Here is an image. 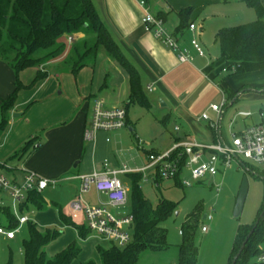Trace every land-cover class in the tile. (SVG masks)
<instances>
[{"label": "crops", "instance_id": "0c3cea01", "mask_svg": "<svg viewBox=\"0 0 264 264\" xmlns=\"http://www.w3.org/2000/svg\"><path fill=\"white\" fill-rule=\"evenodd\" d=\"M93 2L100 15V18L108 27L111 35L120 46L122 52L139 70L142 86L147 97L148 93L157 92L161 98L162 107H167L171 110H174L176 116L182 119L187 126H190V128L193 127L194 122L199 120L201 114L204 112H207L212 118L216 117V113L210 109V105L216 103L214 100L220 93L226 98V90L238 91L243 89V86H240L238 82L236 83L228 79L223 81V86L221 85L217 87L213 84L217 75L220 74L218 69L215 68V61L211 57L209 58L205 56L203 48V55H200L198 51L192 46L191 40L188 39L191 38L194 33H196L201 38V36L204 34L203 26L199 27L198 30L196 26L193 31L189 30L187 26L183 29L177 30L181 23V18L178 15V12L181 9L192 7V12L188 18V23L195 24L197 17H204L206 21H209L214 17L217 18L224 15V11H226L225 5L230 6L233 2L242 1H146L151 13H153L155 16L159 15L160 13L165 16V27L176 39L180 41L181 49L191 57L190 61L185 62L180 61L178 52L164 45L162 41L154 35L153 32L147 31L145 29L142 23V17L144 14L143 9L138 4L137 0H93ZM201 43H204L205 45L203 40H201ZM59 61L60 60L54 62L57 63ZM0 68L4 69L8 79L11 78V83L8 82L6 88L1 91V103L3 100V95L5 96L8 94L9 90L14 86V74L8 64L6 65L5 63H0ZM54 78L60 81L59 83L61 84L62 88L56 85ZM75 83L76 86L74 85V80L72 77H70L69 74L64 71L61 74L55 75V77H47L41 81L39 90L44 89V100H42V102H44H40V104L35 107L46 106L48 104V98L46 97L52 95L51 93H53L57 88H59L57 91L58 96H62L64 94L65 86H67L70 90V96L67 98L54 97V100L60 102L59 105L57 104V107L54 110H50L48 105L46 110L40 109L33 111V109H31V112L25 115L26 120L22 119L23 121L18 123V117H21L24 112H18L16 107L13 108L11 111L13 116L11 115L7 126L0 136V168L9 179L21 183L27 172L33 171L43 178L54 181V184L64 180L70 181L76 192L75 195L77 196V190L80 185L79 176L82 174H89L94 171H102L107 168L120 169L126 166L133 171L130 173L119 174L129 175L137 172L142 173L140 171H136V169L138 170L148 165V155L154 151L145 150V163L141 166L136 165L134 167L127 165L115 167L111 162L108 161V159L101 158L111 149L108 143L111 141L110 134L112 132L114 133L116 139H121V131L124 130V128L129 127L130 131H134L136 127L129 116V106L130 104L138 103L130 101L129 76L124 67L116 60L112 59L104 50H101L93 65L85 66L78 71ZM150 88L152 90H150ZM245 91H247V88L244 89L243 93L238 95L237 100L235 97V101L232 105H234L240 99L246 97L247 94H245ZM98 97L102 98L106 105L110 107H124L126 109V126L112 132L100 131L98 132L94 141H86L84 139V131L90 123L92 103L94 99ZM246 98L249 99L250 96L247 95ZM148 100L151 105L149 97ZM27 101L29 100L23 99L20 100L18 104L22 105L27 103ZM229 104H226V106L223 108L220 118V135L225 141L227 140L223 134L222 127L224 116ZM32 118H36V129H39V127L44 128V132L42 135L38 136L36 140V143L39 146L36 147L35 150L26 154H17L21 147L33 137L30 134L36 130L30 127L32 121H29ZM243 118L245 119L246 117ZM199 121L207 123L205 120ZM247 126H249V124L243 126L239 130L234 131H240ZM207 127H209L208 123ZM230 127L233 128L234 126L232 125ZM179 130L180 127L177 131ZM185 131V135L179 134L175 137V142L181 139H197L196 137L190 136V132L187 130ZM210 132L213 141H215V134L211 129ZM108 137L110 138L109 141L107 140ZM197 140L202 141V139ZM131 148H133V146ZM154 153L159 152L155 151ZM149 173L152 174L153 171L148 170L147 174ZM142 175L144 177L143 173ZM154 180H156V178ZM204 182L209 183L208 177L205 178ZM125 185L129 189V200L126 205L129 206L130 209L127 213L119 214L109 209L116 215L123 216L132 214L130 207V185ZM97 197L98 202L92 205L107 202V199H103L101 197V193H98ZM74 199H72V201ZM47 203L48 207L54 206L56 210H58V207H61L55 201H47ZM64 213L67 215L66 213L68 212L66 211ZM0 215L3 216L2 214ZM68 216H70V209ZM79 219L80 220H72L77 224L85 225V221L82 218ZM57 225L60 227L62 233L58 238L46 246L45 251L49 257L54 256L73 241H77L79 243L81 247V252L79 255H81L84 251L85 244L90 240H94L93 247L95 248L98 256V258L94 261L96 264H101L97 247L101 246L107 249L115 244L113 241L97 233H94L91 230L87 238H80L78 230L74 226L66 225L64 222H62L59 217V212ZM37 227L41 232H44L47 229H42L40 226H38V224ZM15 237L13 239H15ZM85 261H87V259H84L81 264H83Z\"/></svg>", "mask_w": 264, "mask_h": 264}, {"label": "rangeland", "instance_id": "374dc122", "mask_svg": "<svg viewBox=\"0 0 264 264\" xmlns=\"http://www.w3.org/2000/svg\"><path fill=\"white\" fill-rule=\"evenodd\" d=\"M225 9L224 15L217 18L214 17L209 21H206L204 17H197L195 20L197 30L203 26L204 34L200 38L194 33L188 39L196 38L203 48L205 56L211 57L215 61V68L218 69L220 74L214 80V85L217 87L221 86L224 83L223 81L228 79L236 83L238 82L240 86H243L242 90L247 88L245 94L249 95L250 98L247 99L246 95V97L240 99L234 105L229 106L224 116L223 134L227 142H229L231 138L230 130H239L247 124L250 125L259 121V109L264 101V98H261L264 97V91H262L264 89V69L234 75H229V73L222 71V68L225 66V60L221 55L220 45L216 42L217 33L222 28L252 22L257 18L256 11L245 2H233L230 6L225 5ZM76 37L83 38L84 34H77ZM201 40L205 42V45L201 43ZM0 63L8 64L2 59H0ZM41 69L42 67L33 66L19 73V79L23 86L17 92L14 107L18 109V112L24 113L21 117H18V123L26 120L25 115L30 113L31 109L33 111L40 109L46 110L47 105L50 110L56 109L57 104L59 105L60 102L54 100V97L67 98L70 96V90L67 86H65V91L62 96L57 95V91L59 90L57 88L51 93L52 95L46 97L48 98V104L46 106L35 107L40 102H44H42L44 100V89L39 90V85L47 77H55V75L61 74L64 71L72 77L74 85L76 86L75 79H77V74L73 73L60 61L46 66L47 76L45 78H38ZM12 71L14 74V86L9 90L8 94L16 87L15 71L13 69ZM9 79L4 69L0 68V94L6 88L8 82L11 83V78ZM54 79L56 85L61 87L60 81L56 78ZM8 94L3 95V100L8 97ZM226 94L228 105L232 98L229 92ZM222 96L220 93L214 102L220 104L223 99ZM148 97L151 101L149 108L141 106L140 104H130L129 116L136 126L135 130L130 131L129 127L124 128L121 131V139H116L112 132L110 134L111 141L108 143L111 149L101 158L108 159L115 167H122L124 165L133 167L136 165L141 166L145 163V150L164 152L175 144V137L177 135H185V130L190 132V136L202 139L203 142H213L210 129L207 127L206 122L196 120L193 127L190 128L182 119L176 116L174 110L162 107L161 98L157 92L148 93ZM23 99H28L29 101L19 105V101ZM242 110L249 111L252 115L244 119L238 115V112ZM11 115L13 116V114ZM231 120L235 121L233 124L234 129L229 126ZM29 122H31L30 127L32 129L37 128L35 124L36 118H32ZM175 126H179L180 130L177 131ZM43 129L39 127V129H36L30 135L33 137L40 136L44 132ZM132 146L133 148H131ZM239 160L250 169L251 167H256L260 170L264 169V164L253 163L243 156H240ZM243 164L235 160L230 167L221 170L214 176H209V183H205L204 179L195 181L191 186L178 184L176 179H159L156 181L150 173L147 177H143L140 182L141 190L153 205H157L161 199H168L176 202L177 207L169 217L160 223L167 230V240L170 243L169 248L162 251L146 250L140 254L137 264H178L179 245L183 242V235L180 233V230L186 221L195 225V242L199 250L198 264H230L239 227L253 225L261 214V209L264 205L263 176L247 171ZM118 176L123 183L130 184V174H119ZM244 177L248 179L249 189L242 213L237 217L234 215V209ZM42 192L43 197L47 201L57 202L64 212H68L66 213L67 216L69 215L70 203L76 197V192L70 181H59L47 187ZM97 195L98 193L92 187L84 194V198L91 204H95L98 202ZM101 197L107 199L104 194H101ZM11 204L12 199L9 195L5 191L0 190V205L9 206ZM109 209L119 214L127 213L130 208L125 205L109 206ZM18 213L20 215H26L29 222L21 226L15 239L8 240L0 235V264H7L9 262L11 264H25L22 244L23 240L28 237V226L30 222L38 224L44 230L45 228L61 230L57 225L58 210L54 206H46L41 210L29 206ZM206 214H211L213 219L206 220L204 218ZM0 223L2 226L6 225L4 216L0 215ZM203 225L208 226L207 232L202 231L201 227ZM93 242L94 240H90L85 244L83 253L76 258L73 264H81L84 259L95 260L98 258L97 252L93 247Z\"/></svg>", "mask_w": 264, "mask_h": 264}, {"label": "trees", "instance_id": "16d2710c", "mask_svg": "<svg viewBox=\"0 0 264 264\" xmlns=\"http://www.w3.org/2000/svg\"><path fill=\"white\" fill-rule=\"evenodd\" d=\"M239 1L252 7L256 11L257 18L252 22L222 28L216 35L221 55L225 60L223 68L228 70L229 75L264 69V0ZM191 12L192 7L178 12L181 23L177 30L189 27L188 18ZM157 17L165 22L163 14L160 13ZM80 33L84 34L83 38L76 37ZM69 37L72 38L71 43ZM101 50L126 70L129 76L130 101L149 108L150 102L143 89L139 70L122 52L100 18L93 0H0V59L10 65L16 77L15 89L0 104V136L9 122L17 92L23 86L19 79L22 70L33 66L42 67L38 78H45L46 66L60 60L77 74L81 68L93 65ZM241 90H226L225 93L229 92L233 99ZM37 138L38 136L30 138L17 154H26L35 150ZM251 169L259 176H264V169L260 170L256 167ZM130 175V207L134 217L131 226L132 239L123 246L113 244L107 249L98 246L101 264H137L142 252L162 251L170 246L167 230L160 223L172 214L177 203L161 199L157 205H153L141 190L142 173ZM159 179L161 178L156 177V181ZM176 182L181 184L179 176L176 177ZM47 204L41 192L31 190L27 193L20 209L23 211L32 206L41 210ZM263 211L264 205L261 213ZM58 212L62 222L74 226L80 238H87L90 234L88 227L75 223L70 216L65 215L61 207H58ZM0 214L6 219L5 227L12 229L19 224L10 206L0 205ZM260 215L257 218L259 223L236 264H263L255 260L262 251L261 247H264V213L263 216ZM254 224L239 227L231 262ZM61 233L62 231L56 228H47L41 232L36 223L30 222L28 237L22 244L25 264H72L81 252L77 241L71 242L52 257L46 254V246ZM182 235L183 242L179 245L178 264H198L199 250L195 242V225L186 221ZM83 264H96V262L90 259Z\"/></svg>", "mask_w": 264, "mask_h": 264}, {"label": "built area", "instance_id": "2783aa9c", "mask_svg": "<svg viewBox=\"0 0 264 264\" xmlns=\"http://www.w3.org/2000/svg\"><path fill=\"white\" fill-rule=\"evenodd\" d=\"M143 9L142 23L147 31L162 41L164 45L178 52L180 61H190L191 57L181 49V43L165 27L162 18L155 16L148 8L146 0H137ZM196 28L190 23L188 29ZM72 38L69 37V42ZM192 46L203 55L202 47L196 38L191 39ZM224 72L228 70L223 68ZM150 90H152L150 88ZM225 96L220 104L213 103L210 109L216 113L212 118L207 112L201 114L199 120H205L214 132L216 140L206 143L197 139H181L164 152L149 153L147 166L136 169L147 177V171H153L152 177L161 179H176L179 176L181 184L191 186L196 181L214 176L223 169L232 165V162L243 156L256 164H264V101L259 109V121L240 131H230V142L225 141L221 135V114L226 106ZM239 116L249 117V111H239ZM127 111L124 107H110L102 98L94 99L89 125L85 128L84 139L94 141L98 132H112L126 126ZM231 120L230 126L234 124ZM179 127L176 126V130ZM109 141L110 138L108 137ZM39 145L36 143L35 147ZM133 170L124 166L120 169H105L94 171L79 176L80 185L76 198L70 203V216L72 219L82 218L85 225L92 232L97 233L120 246L126 245L132 239L131 226L134 221L132 214L116 215L109 210V206H124L129 200V189L118 177L119 173H130ZM135 171V172H136ZM54 181L43 178L33 171H28L21 183L9 179L0 168V190L5 191L12 199L9 205L19 224L12 229L0 225V234L8 239H13L21 226L28 221L26 215H20V206L25 201L27 193L31 190L42 192ZM97 193L107 196L106 203L92 205L85 200L84 194L91 188ZM206 220H212L211 214H206ZM203 232L208 231V226L201 227ZM182 234V230H180ZM256 257V262L264 264V247Z\"/></svg>", "mask_w": 264, "mask_h": 264}, {"label": "water", "instance_id": "95a60500", "mask_svg": "<svg viewBox=\"0 0 264 264\" xmlns=\"http://www.w3.org/2000/svg\"><path fill=\"white\" fill-rule=\"evenodd\" d=\"M264 90V89H263ZM244 90H241L237 95H240L241 93H243ZM235 101V98L231 100L229 106H231ZM221 134V132H220ZM239 162L241 164H243V162L241 160H239ZM244 165V164H243ZM244 167L247 169V171H250L251 173L253 174H258L256 173L254 170L250 169L249 167H246V165H244ZM264 178V176H263ZM207 183V182H206ZM248 189H249V182H248V179L247 177H244L243 178V181L241 183V187H240V190H239V194H238V197H237V201H236V205H235V209H234V215L239 217L242 213V210H243V207H244V204H245V200H246V196H247V193H248ZM263 213L264 211L261 213L260 217L263 216ZM206 217V215H204V218ZM259 223V219L256 220L255 224H254V227L250 230V232L248 233L247 237L245 238L244 242L242 243L239 251L236 253V255L234 256L231 264H236L242 250L244 249L249 237L252 235L253 231H254V228L257 226V224Z\"/></svg>", "mask_w": 264, "mask_h": 264}]
</instances>
